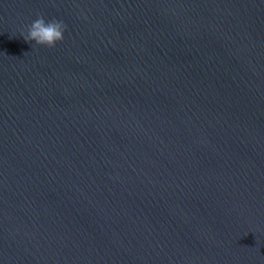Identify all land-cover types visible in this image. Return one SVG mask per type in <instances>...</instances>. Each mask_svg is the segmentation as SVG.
I'll return each instance as SVG.
<instances>
[{"label":"water","instance_id":"obj_1","mask_svg":"<svg viewBox=\"0 0 264 264\" xmlns=\"http://www.w3.org/2000/svg\"><path fill=\"white\" fill-rule=\"evenodd\" d=\"M0 264H264V0H0Z\"/></svg>","mask_w":264,"mask_h":264},{"label":"clouds","instance_id":"obj_2","mask_svg":"<svg viewBox=\"0 0 264 264\" xmlns=\"http://www.w3.org/2000/svg\"><path fill=\"white\" fill-rule=\"evenodd\" d=\"M66 26L56 19H46L39 16L32 21L21 37L28 42L32 48L53 49L65 39Z\"/></svg>","mask_w":264,"mask_h":264}]
</instances>
